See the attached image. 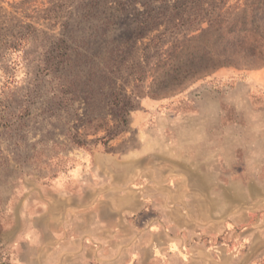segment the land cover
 Segmentation results:
<instances>
[{
	"label": "rangeland",
	"instance_id": "1",
	"mask_svg": "<svg viewBox=\"0 0 264 264\" xmlns=\"http://www.w3.org/2000/svg\"><path fill=\"white\" fill-rule=\"evenodd\" d=\"M0 264H264V0H0Z\"/></svg>",
	"mask_w": 264,
	"mask_h": 264
}]
</instances>
